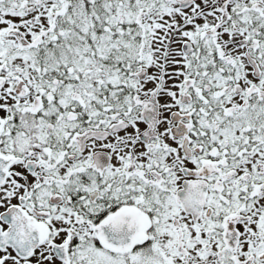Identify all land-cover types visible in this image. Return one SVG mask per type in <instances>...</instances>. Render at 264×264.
<instances>
[{
	"label": "snow or ice",
	"instance_id": "6c2138e0",
	"mask_svg": "<svg viewBox=\"0 0 264 264\" xmlns=\"http://www.w3.org/2000/svg\"><path fill=\"white\" fill-rule=\"evenodd\" d=\"M0 264H264V0H0Z\"/></svg>",
	"mask_w": 264,
	"mask_h": 264
}]
</instances>
